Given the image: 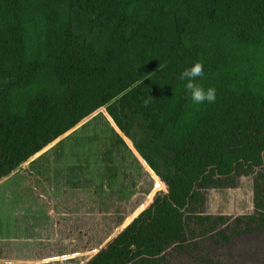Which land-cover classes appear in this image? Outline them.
<instances>
[{
    "label": "trees",
    "instance_id": "16d2710c",
    "mask_svg": "<svg viewBox=\"0 0 264 264\" xmlns=\"http://www.w3.org/2000/svg\"><path fill=\"white\" fill-rule=\"evenodd\" d=\"M197 61L214 103L180 79ZM103 108L168 192L86 264H158L187 241L196 187L262 161L264 0H0V177L56 141L129 156Z\"/></svg>",
    "mask_w": 264,
    "mask_h": 264
},
{
    "label": "rangeland",
    "instance_id": "374dc122",
    "mask_svg": "<svg viewBox=\"0 0 264 264\" xmlns=\"http://www.w3.org/2000/svg\"><path fill=\"white\" fill-rule=\"evenodd\" d=\"M98 117H104V113ZM98 117L96 118V121H98ZM104 118L106 120V117ZM82 125L83 124L77 126L74 131L79 129L80 131H84ZM58 142L46 147L42 155H37L35 161L33 160V164L36 168L43 162L54 160L53 147ZM95 144L96 142L94 145ZM67 145L69 144L66 143L64 147L67 150L65 151V154L64 148H60L62 152L61 159L65 155L73 158V154L77 152V150L73 149L68 151L69 147H67ZM133 151L134 150L129 154V157L132 159L131 161H133V163L134 161L138 163L137 166L132 164L135 166V174L131 173L130 168L128 170L130 174L127 173L128 175L120 178L124 180L122 183L123 188L129 183L132 189L129 187L128 192L130 193V191H132L131 193H133V191H135V193L127 196L124 201H117L112 196H105L106 199L100 198L95 191H92L89 194L83 191L80 193V191L74 190L69 186L67 180H65L63 176H59L58 170L54 176L52 175V172L50 173L49 177L52 179L48 184L47 182H44L46 185V196L44 198L45 204H43V206L48 209V212L50 213H48V216H51L53 221H56L58 217H61L62 220L66 222L64 225L55 227L53 232L59 233V236L62 237L68 236L67 232L69 231L66 229L71 225H75L85 231L84 234L80 235L85 244H83V246L82 243L80 246L74 245V247L71 248V252L73 251L75 254L78 253V255H83L84 249L87 254L93 251L91 248L102 246L105 241H107V237L111 232L118 226L120 227L124 224L127 212L130 211L129 209H133L135 212V208L141 205L144 194L152 192L153 188L154 190L159 188L157 190L160 193L164 192V189H161L162 184L160 183H157L155 188L154 179L157 177L153 178L154 176L149 172L142 161L137 158L136 153ZM128 160L130 162L129 158ZM69 161L70 162L67 166L63 165V168L66 171L65 176H69L71 172L74 173L77 171V159H69ZM25 165H27V163ZM20 168H22V165L17 169L20 170ZM257 174L258 171L250 176H241L237 180L236 187L234 188L206 189V191L203 192L204 204L202 205V212L214 216L224 215L227 218H231L232 221L237 215L253 213L255 211L253 195L254 181ZM86 175H92L93 177V168L87 169ZM22 176L23 174L20 173L14 177V179H16L15 185L17 184V179L19 180ZM53 177L55 178L53 179ZM11 185L12 183L2 185L3 192L15 194L18 187L16 186V188L12 190ZM99 200L104 201V203L101 204ZM55 201L56 204L51 206ZM49 209H51L52 212L49 211ZM2 214H0V231H8L10 229L9 224H5L8 221L5 219L6 217L4 213ZM232 221L229 220V223L231 224ZM230 224L225 222L221 227L226 228L229 226L228 229L230 230ZM200 232V230L196 229L194 233L198 234ZM195 234L191 235L188 233V238H192ZM198 246V249H192L193 247H191L184 253H178L174 250V247H169L164 256V260L160 261L158 264H264V229L260 231L244 232L239 235L231 234L230 239H223L217 236L208 237L207 235L206 237L198 239ZM96 248H94V250H96ZM63 255L65 256V254ZM71 256L74 255L68 252V257ZM82 257L83 256L78 258Z\"/></svg>",
    "mask_w": 264,
    "mask_h": 264
},
{
    "label": "flooded vegetation",
    "instance_id": "af4514ba",
    "mask_svg": "<svg viewBox=\"0 0 264 264\" xmlns=\"http://www.w3.org/2000/svg\"><path fill=\"white\" fill-rule=\"evenodd\" d=\"M100 115H96V116L98 117ZM104 117H106V121L108 122V125H110V127H112L113 131L115 133H117L123 139V142H124L123 145L128 149V151H130V153H131L132 150H134L133 152L136 153L137 158H139L140 161H142V163L145 165L146 160L142 157V155L140 154L138 149L135 147L134 141L132 140V138L130 136H128L127 134H125V132L120 129V127L117 125L115 120L109 114L108 115L104 114ZM93 120H95V118L89 119L88 121L83 123L82 126L86 130H88L87 123H91V122H93ZM56 142H58V141H56ZM95 142L90 143L88 149L82 148V151H84V153H82L81 151L75 152L73 154L74 155L73 158H70L69 156L65 155L60 160L62 162L61 164L51 162L49 160V161L41 163L36 168V166L33 163H34L35 159L37 158V156H34V157H31L30 159H28L26 161H23L26 163L28 162L27 165H22L20 163L19 166L22 165V168H20V169L28 171L30 174L35 173L44 182H47V184L52 179L49 177L50 173L52 172V175L54 176L58 170L59 176H63L65 178V180H67L69 186H71L74 190L80 191V193L83 191V192L89 194L90 192L95 191L96 194L100 196V198L106 199L105 196H112L117 201H120V202L124 201L127 196L134 194L135 191H133V193H131L132 191H130V193L128 192L129 191L128 188L130 187L129 183H127L126 186L123 188L122 183L124 180L120 177L128 175L127 173L130 174V172L128 171L130 168H131V173L135 174V172H134L135 166L132 164H135L137 166L138 163L135 161L133 163V161H131L132 159L129 156H126V158H125L122 151H117L116 149L119 146H117L116 148L110 147L108 149H105V146H102V145L99 146V144L97 142L94 145ZM70 149L71 148L69 147L68 151ZM73 150H76V149H73ZM122 150H123V146H122ZM65 151H67V150L64 148V154H65ZM42 154H43V152L39 153L38 155L40 156ZM61 155H62L61 150L60 151L57 150V152L54 155V158L58 157V159H59L61 157ZM261 156H262V161L260 163L254 164L252 162H249L248 163L249 165L245 164L242 169L237 168L234 171H232L231 173H229L228 175H221V174L213 175L212 178L214 179L215 184L209 183V185L207 187H200V188L196 187V189L199 191V193L201 195V198L195 199L192 202H187L185 204V206L182 208V211H184V216L189 217L187 219V222H186L187 227L185 229L187 241L182 247H180L178 249L176 248L175 245H172L170 247H174V250L177 251L178 253H184V252H187L191 247H193L192 249H198L199 248L198 239L201 237H206L207 235H208V237L217 236V237H221L223 239H230L231 234H238L239 235V234L244 233V232L263 230L264 229V152L261 153ZM127 157L130 159V162H129ZM69 159H73V160L77 159V161H76V163L78 164V166H76L77 171L74 173L71 172L69 174V176H65L66 171L64 170L63 165L67 166L68 163L70 162ZM30 161L31 162L33 161V162L31 163ZM55 164H56V166H55ZM147 165L149 166L148 163H147ZM17 168L12 169L11 171L16 170ZM90 168H93V170H94V176L93 177H92V175L91 176L86 175V170L90 169ZM256 171H258V174H257L256 179L254 181L253 195H254L255 211L253 213L237 215L234 217V219L232 221L231 218H229V217L227 218L224 215H217V216L215 215L214 216V215L206 214V213L202 212L201 209H202V205L204 204L203 192L206 191V189H209V188H216V189L234 188V187H236L237 180L241 176H250V175L254 174ZM10 172H8V173H10ZM54 178L55 177H53V179ZM35 180L38 181V179H36V178H35ZM157 183L162 184L161 189H164V192H163L164 194L168 192L167 186L164 184V181L162 180V178L158 174H157V178L154 179L155 188L157 186L156 185ZM157 189H159V188H157ZM157 189L154 190V188H153L152 192H150L148 194H144V198L142 200V203H141V205H139L138 207L135 208L136 209L135 212L133 211V209H129L130 211L127 212L126 221L124 222V224L122 226H124L128 220H129L128 223H130L143 210H145L147 207H149L153 203V201L155 200L157 195L163 194V193L158 192ZM137 195H138V193H137ZM146 196H149L151 199L149 198L150 199L149 202L147 204L143 205V203L146 200V198H145ZM0 200H1V202H3L2 194H0ZM100 203L103 204L104 201H100ZM0 208H1V211H3L2 213H4L5 209L1 206H0ZM49 211L52 212L51 209ZM48 213H49L48 209L46 208L45 214H48ZM200 217H206V219H203V220L199 219ZM229 220L232 221L231 224L229 223ZM225 222L230 224V230L228 229L229 226H227L226 228L221 227L223 224H225ZM126 225H125V227H126ZM122 226H120V227L118 226L116 229H114L111 232V234L107 237V241H105V245L109 242L108 239L110 238V236L113 235V238H114L115 235L118 233L117 231ZM75 227H76L75 225L71 226L70 231L67 232L68 236H65L63 238L58 236L55 239V242H59L60 240H62L60 243V245H62V246H64V244H65L64 241H66V243L69 244L68 248H69L70 252H71V248L74 247V245L80 246V244L82 243V246H83V244H85L84 240L81 239V237H80V235L84 234L85 231L81 230L79 227H76V228ZM123 229H121V230H123ZM196 229L200 230L201 232L198 234H195L194 232ZM2 231H4V230H2ZM188 233H190L191 235L192 234H195V235L189 239ZM94 248H96V247L91 248V250L94 251ZM82 249H83V247H82ZM167 249L164 250V252L162 253L164 256L166 254ZM87 250H89V249H87ZM77 252H79V251H77ZM85 252H86V250L84 249L83 254ZM71 253L75 257H76V255L80 256V254L79 255H78V253L75 254V253H73V251Z\"/></svg>",
    "mask_w": 264,
    "mask_h": 264
},
{
    "label": "water",
    "instance_id": "95a60500",
    "mask_svg": "<svg viewBox=\"0 0 264 264\" xmlns=\"http://www.w3.org/2000/svg\"><path fill=\"white\" fill-rule=\"evenodd\" d=\"M102 112L105 115H108L105 108L95 113V115L103 114ZM91 118L92 117L86 119L83 123H85ZM21 164L25 165L26 163L22 162ZM145 167L154 176L153 178L157 177V174L147 165L146 162H145ZM20 173L23 174V176L19 180L17 179V184L15 185L16 179H14V177ZM35 178L38 179V181H36ZM9 183H12L11 185L12 190H14L16 186L18 187V190L16 191L15 194L13 193L8 194L3 192L2 185H8ZM45 187L46 185L44 181L39 176H37L35 173L30 174L28 171H24L21 169L20 170L17 169L14 172L11 171L10 173L0 178V194H2L3 196V201H8V210L5 209L4 212V215L6 217L5 219L8 222L5 224H9L10 227L8 231L6 230L0 231V238H3L5 241L8 242L16 235L24 232L26 227L32 224L36 225L35 226L37 229L36 235L38 234L39 237L40 232H42L41 229H43L42 226L40 225L41 222L43 221L42 216H46L45 214L46 207L43 206V204H45L44 198L46 196ZM145 198L149 199V196H146ZM54 204H56V201L54 202ZM128 222L129 220L126 222V224ZM125 225L122 226L117 232H120L121 229L125 227ZM51 233L54 236V233L53 232ZM112 238L113 235L110 236L108 241H110ZM34 242L36 243V245L37 243H40L39 245L42 246V248L40 249L41 252H39L38 257H34V259L32 260L34 264H86L105 245L104 243L102 246L98 247L96 250L88 254L85 253L83 255L76 257L75 256L68 257V252L62 253L61 251H56L57 253L55 254L54 248L52 251L47 250L46 253H42V250H44V246L42 245V243H47V239L41 240L40 238V242H38L36 238ZM52 246L53 245H51L50 247ZM63 254H65L66 257ZM81 256L83 257L78 258Z\"/></svg>",
    "mask_w": 264,
    "mask_h": 264
},
{
    "label": "crops",
    "instance_id": "0c3cea01",
    "mask_svg": "<svg viewBox=\"0 0 264 264\" xmlns=\"http://www.w3.org/2000/svg\"><path fill=\"white\" fill-rule=\"evenodd\" d=\"M54 205L55 204L53 203L51 206ZM0 206L8 210V201L1 202L0 200ZM2 212L3 211H0V214ZM42 220L43 221L40 225L43 229H41L42 232H40L39 237L38 234L36 235V225L32 224L27 226L24 232L16 235L8 242L3 238H0V264H34L32 260L34 257H38L39 252H41L40 249L42 248V246L39 245L40 243H37V247L36 243L34 242L36 238L38 242H40V238L41 240L47 239V243H42L44 246L42 253H46L47 250L52 251L53 248L55 254L57 253L56 251H61L62 253H71L68 248L69 244L66 243V241H64V246L60 245L62 240L55 242V239L59 236V233L53 232L55 227L64 225L66 222H64L61 217H58L56 221H53L51 216H48V214H46V216H42ZM71 226H69L66 230L70 231ZM49 231L53 232L56 236H53ZM60 237L63 238L62 236ZM51 245L53 246L50 247Z\"/></svg>",
    "mask_w": 264,
    "mask_h": 264
},
{
    "label": "clouds",
    "instance_id": "9594fccd",
    "mask_svg": "<svg viewBox=\"0 0 264 264\" xmlns=\"http://www.w3.org/2000/svg\"><path fill=\"white\" fill-rule=\"evenodd\" d=\"M204 76V65L202 62H194L190 67L184 69L180 74V79L185 82L184 87L190 95V99L194 104L200 105L214 103L216 100V90L214 87L205 89L201 84L197 83V78Z\"/></svg>",
    "mask_w": 264,
    "mask_h": 264
}]
</instances>
